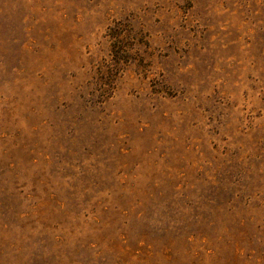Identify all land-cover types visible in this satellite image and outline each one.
Segmentation results:
<instances>
[{
    "label": "rangeland",
    "instance_id": "374dc122",
    "mask_svg": "<svg viewBox=\"0 0 264 264\" xmlns=\"http://www.w3.org/2000/svg\"><path fill=\"white\" fill-rule=\"evenodd\" d=\"M0 264H264V0H0Z\"/></svg>",
    "mask_w": 264,
    "mask_h": 264
}]
</instances>
